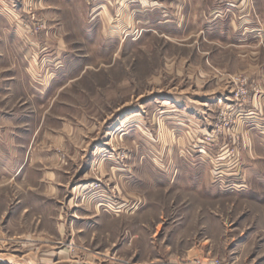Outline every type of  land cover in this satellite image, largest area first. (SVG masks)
<instances>
[{
  "label": "rangeland",
  "instance_id": "rangeland-1",
  "mask_svg": "<svg viewBox=\"0 0 264 264\" xmlns=\"http://www.w3.org/2000/svg\"><path fill=\"white\" fill-rule=\"evenodd\" d=\"M0 264H264V0H0Z\"/></svg>",
  "mask_w": 264,
  "mask_h": 264
}]
</instances>
